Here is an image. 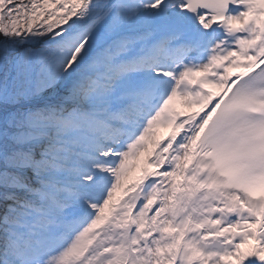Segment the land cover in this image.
Here are the masks:
<instances>
[{"label": "snow or ice", "instance_id": "snow-or-ice-1", "mask_svg": "<svg viewBox=\"0 0 264 264\" xmlns=\"http://www.w3.org/2000/svg\"><path fill=\"white\" fill-rule=\"evenodd\" d=\"M0 65V264H264V0H0Z\"/></svg>", "mask_w": 264, "mask_h": 264}, {"label": "bare ground", "instance_id": "bare-ground-1", "mask_svg": "<svg viewBox=\"0 0 264 264\" xmlns=\"http://www.w3.org/2000/svg\"><path fill=\"white\" fill-rule=\"evenodd\" d=\"M3 68V66L2 65H0V70ZM54 96H52V95H50V94H45V96H44V100L45 101H51V102H54ZM166 131H167V129H160L159 130V135L160 136H164L165 135V133H166ZM164 132V133H163Z\"/></svg>", "mask_w": 264, "mask_h": 264}, {"label": "rangeland", "instance_id": "rangeland-1", "mask_svg": "<svg viewBox=\"0 0 264 264\" xmlns=\"http://www.w3.org/2000/svg\"><path fill=\"white\" fill-rule=\"evenodd\" d=\"M5 71H10V70H7L5 69L4 67L0 70V77H2L5 73Z\"/></svg>", "mask_w": 264, "mask_h": 264}]
</instances>
